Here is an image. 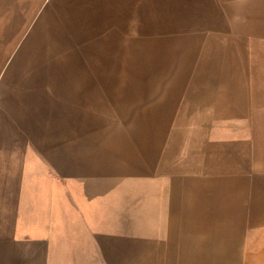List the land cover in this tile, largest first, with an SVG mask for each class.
Instances as JSON below:
<instances>
[{"label": "crops", "instance_id": "1", "mask_svg": "<svg viewBox=\"0 0 264 264\" xmlns=\"http://www.w3.org/2000/svg\"><path fill=\"white\" fill-rule=\"evenodd\" d=\"M0 264H264V0H0Z\"/></svg>", "mask_w": 264, "mask_h": 264}]
</instances>
